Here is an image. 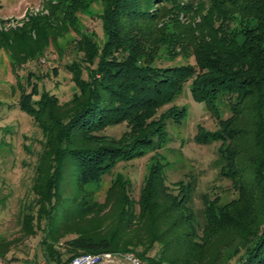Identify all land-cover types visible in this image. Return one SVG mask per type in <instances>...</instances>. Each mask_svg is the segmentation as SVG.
Listing matches in <instances>:
<instances>
[{
    "label": "trees",
    "instance_id": "obj_1",
    "mask_svg": "<svg viewBox=\"0 0 264 264\" xmlns=\"http://www.w3.org/2000/svg\"><path fill=\"white\" fill-rule=\"evenodd\" d=\"M95 2L103 7L104 44L85 36L75 44L85 62L95 63L94 70L85 68L84 81L81 69L69 66L79 96L59 105L44 94L37 105H19L44 136L32 193L45 222L41 246L48 263L134 253L146 264H228L237 255V264H264V0H44L48 16L31 19L19 36L0 35V48L12 61L31 57L28 48L13 51L19 41L36 44L33 52L40 53L50 39L76 31V15ZM188 58L194 66L173 63ZM187 83L193 102L219 123L215 132L199 130L194 141H220L238 198L221 206L203 197L196 213L192 187L180 185L172 194L167 165L157 159L137 200L117 175L99 202L93 188L105 175L161 147L168 123L184 121V107L158 111L181 98ZM119 124L128 127L119 139L99 135ZM66 177L73 185L69 198L62 190ZM31 222L23 217V235H32ZM9 249L0 239V259L7 260Z\"/></svg>",
    "mask_w": 264,
    "mask_h": 264
},
{
    "label": "rangeland",
    "instance_id": "obj_2",
    "mask_svg": "<svg viewBox=\"0 0 264 264\" xmlns=\"http://www.w3.org/2000/svg\"><path fill=\"white\" fill-rule=\"evenodd\" d=\"M0 5V35L6 37L19 36L31 19L48 16L44 0H0ZM102 8L100 2H95L87 11L76 15V31L68 29L62 33V39H50L40 53L34 54L36 44L28 40L12 44L14 52L28 48L27 54L31 57L19 56L12 61L6 49L0 48V239L9 242L6 258L14 264H49L41 246L45 222L37 215L32 193L35 166L42 153L44 136L33 118L24 114L19 105L22 102L37 105L44 94L54 98L59 105L69 104L74 96H79L68 69L69 66L80 68L83 81L87 80L85 68L94 70L95 63L85 62L84 52L76 50L75 44L85 36L102 47ZM180 19L185 21L184 16ZM31 37L34 41V35ZM173 63L195 65L193 58L177 59ZM171 106L186 109L184 121L180 125L168 123L167 139L161 147L148 150L142 158L119 162L110 175H105L100 185L93 188L99 202H103L106 190L117 175L129 183V195L137 200L147 173L157 159L167 165L165 186L172 194L178 193L180 185L192 187L189 205L196 213L204 209V198L221 206L238 198L236 179L229 176L230 172L224 168V160L218 152L220 141L208 145H198L194 141L199 130L215 132L219 123L210 116L204 104L193 102L189 83L185 85L181 98L160 109L158 115ZM227 117L229 114L226 112L222 119ZM127 128L125 124H119L105 128L99 135L119 139L128 131ZM245 183L250 186L246 179ZM72 186L66 177L62 190L67 198L72 194ZM24 216L32 220L31 236L22 233ZM62 242L55 246L59 253H62ZM155 253L150 252L149 255ZM69 257L63 255L62 260ZM239 257L237 255L228 264H237Z\"/></svg>",
    "mask_w": 264,
    "mask_h": 264
},
{
    "label": "built area",
    "instance_id": "obj_3",
    "mask_svg": "<svg viewBox=\"0 0 264 264\" xmlns=\"http://www.w3.org/2000/svg\"><path fill=\"white\" fill-rule=\"evenodd\" d=\"M0 264H14L9 260L4 261L0 259ZM68 264H145L132 253L111 254L105 253L103 255H79Z\"/></svg>",
    "mask_w": 264,
    "mask_h": 264
}]
</instances>
